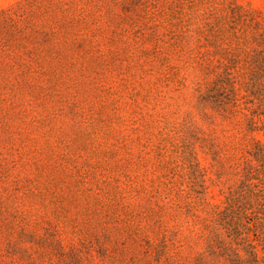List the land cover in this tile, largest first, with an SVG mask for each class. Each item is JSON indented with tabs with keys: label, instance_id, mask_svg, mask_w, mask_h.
<instances>
[{
	"label": "rangeland",
	"instance_id": "374dc122",
	"mask_svg": "<svg viewBox=\"0 0 264 264\" xmlns=\"http://www.w3.org/2000/svg\"><path fill=\"white\" fill-rule=\"evenodd\" d=\"M0 264H264V0H0Z\"/></svg>",
	"mask_w": 264,
	"mask_h": 264
}]
</instances>
